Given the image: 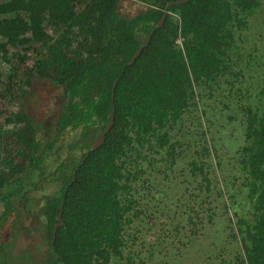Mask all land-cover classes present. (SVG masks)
I'll use <instances>...</instances> for the list:
<instances>
[{"label":"trees","instance_id":"16d2710c","mask_svg":"<svg viewBox=\"0 0 264 264\" xmlns=\"http://www.w3.org/2000/svg\"><path fill=\"white\" fill-rule=\"evenodd\" d=\"M121 1L0 0V105L15 103L0 203L6 221L41 222L48 245L15 261L264 264V29L247 21L260 0ZM23 38L19 77L8 53L23 60Z\"/></svg>","mask_w":264,"mask_h":264},{"label":"rangeland","instance_id":"374dc122","mask_svg":"<svg viewBox=\"0 0 264 264\" xmlns=\"http://www.w3.org/2000/svg\"><path fill=\"white\" fill-rule=\"evenodd\" d=\"M260 12L257 15H253L248 17V22L251 24V29H254L255 24H259L262 29H264V20L261 19L264 17V0H260ZM121 7L124 11L130 12L133 10L140 9L142 7L141 3L133 2L132 0H122L121 1ZM261 16V17H260ZM261 29V30H262ZM28 38H23L18 43L21 45L20 47L23 48L24 51V59H20L17 57H13L12 53H8V57L10 60H12V64L16 66L17 68V76L21 77L24 74L23 66H30L31 65V54L32 50L27 48L28 45ZM49 92L47 90L42 89L40 94V104L45 106L46 102L49 97ZM18 94H15V102L16 104H19V102L16 100L17 98L21 102L22 97L20 95L16 96ZM1 103V102H0ZM12 108H15V103H7V105L4 107L3 105H0V134L1 132L6 128L3 126V122L5 121L6 113L11 111ZM73 131L67 130L65 133L66 137L72 136ZM59 143L53 145V149L56 150V153L52 155V159L49 161V165L52 166L59 157H63L65 154L64 150L58 147ZM41 192L42 187H40ZM9 213V208L2 205L0 203V241L2 240V245L5 247V244L7 245V242L10 243L14 241V246L11 245L10 249H8V254L10 256V264H20L15 261L14 254H19L20 252L23 253L21 256L24 261L31 260L32 258H36L37 260H40V258H43V255L45 254V250L47 245V239L45 237V234L43 232V227L41 225V222H39L34 216L30 214H21L19 217L13 220V215L10 216L9 219H5V216ZM8 233V235H7ZM6 234V236H5ZM12 234H14L12 236ZM11 235V236H10ZM5 236V237H4ZM7 249V248H6ZM14 252V253H13ZM33 252V253H32ZM24 253H29L24 254ZM20 257V258H21ZM26 258V259H25ZM18 259V258H17ZM32 259L29 262L34 261ZM22 264H26V262H23Z\"/></svg>","mask_w":264,"mask_h":264},{"label":"water","instance_id":"95a60500","mask_svg":"<svg viewBox=\"0 0 264 264\" xmlns=\"http://www.w3.org/2000/svg\"><path fill=\"white\" fill-rule=\"evenodd\" d=\"M185 1L187 0H172V1H168L167 5L173 4V3H183ZM164 16H165V12L162 14L159 22L157 23V26H159L162 23ZM149 38H150V33L146 36V38L141 42L140 46L136 49L133 56L129 60V63L133 62L134 58L139 54L141 49L146 45ZM112 123H113V109L109 112V120L106 123L105 127L93 138V140L90 143L89 150L85 152V155H87L90 150H94L96 147H98L104 142L105 134L110 129ZM56 218H57V222L54 224L53 231H52V237H54L57 227L62 224L61 209L59 210Z\"/></svg>","mask_w":264,"mask_h":264}]
</instances>
